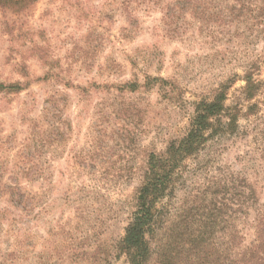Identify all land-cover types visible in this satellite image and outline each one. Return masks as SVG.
Here are the masks:
<instances>
[{
    "label": "rangeland",
    "instance_id": "rangeland-1",
    "mask_svg": "<svg viewBox=\"0 0 264 264\" xmlns=\"http://www.w3.org/2000/svg\"><path fill=\"white\" fill-rule=\"evenodd\" d=\"M141 1L0 7V83L23 87L0 91V264H122L117 245L147 155L181 137L218 84L240 106L238 131L185 161L157 204L150 264L161 244L174 251L192 233L205 239L199 257L183 252L173 264H214L229 221L236 242L253 241L254 211L264 212V0H195L192 12ZM126 6L138 9L134 21ZM248 73L261 84L249 100ZM127 81L137 88H121Z\"/></svg>",
    "mask_w": 264,
    "mask_h": 264
},
{
    "label": "trees",
    "instance_id": "trees-1",
    "mask_svg": "<svg viewBox=\"0 0 264 264\" xmlns=\"http://www.w3.org/2000/svg\"><path fill=\"white\" fill-rule=\"evenodd\" d=\"M34 1L0 0V7L5 5L13 8L18 4L19 8H25ZM142 1L136 2V7H139L143 3ZM148 1L153 2V0ZM130 2L131 0H121V4L127 3L128 5ZM175 4L179 9H190L192 12L196 2L195 0H176ZM136 7L126 10V6L122 9V11H126L131 21L136 19V16L134 17L138 10ZM155 79L164 80L158 77ZM244 81L245 84L241 88L243 98L249 100L260 89L261 84L252 79L250 73L246 74ZM137 86V82L127 81L121 88L133 91ZM227 87L218 84L210 98H201L196 101L183 135L171 139L162 152H149L147 155L142 181L135 194V208L117 245L119 254L125 257L122 264L151 263L154 252L152 243L157 231V223L161 218L157 204H161L163 200L173 194L175 182L185 165V161L198 156L209 141L214 138L223 134H234L238 131L241 109L238 103L234 105L225 103ZM22 88L19 82L0 83V91L18 92ZM242 187V193L247 199L244 202L248 206L246 209H252V205L259 203L256 190L250 184ZM254 212L255 237L253 241L246 246H242V241L236 242L239 238V230L235 224L229 221L231 230L228 232L225 254L223 255L220 249H216L217 255L214 264H264V212L259 211V209ZM182 239L178 245L175 244L174 251L169 249L172 244L167 242L161 244L157 254V264H173L174 259H177L183 252L192 258L199 257L197 247L200 243H204L205 239L197 238L193 233L188 240L181 244ZM210 256L211 252L206 248L200 257L205 262V260H209Z\"/></svg>",
    "mask_w": 264,
    "mask_h": 264
}]
</instances>
